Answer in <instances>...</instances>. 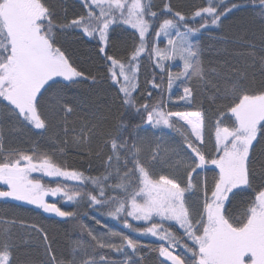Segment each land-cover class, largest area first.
I'll return each instance as SVG.
<instances>
[{"label": "snow or ice", "instance_id": "snow-or-ice-1", "mask_svg": "<svg viewBox=\"0 0 264 264\" xmlns=\"http://www.w3.org/2000/svg\"><path fill=\"white\" fill-rule=\"evenodd\" d=\"M83 6L88 10L86 15L57 23L55 7L49 0H0V104L7 102L3 104L7 114L24 127L41 133L48 130V116L63 113L67 135L66 118L75 111V106L65 98L64 90L88 77L57 44L56 29H78L85 36L98 37L99 53L110 62V79L119 85L124 105L135 109L142 119L146 113L143 123L152 129H176L177 121H183L190 128L195 140L188 135H184V140L191 152L186 161L177 165V168L184 166L186 182L169 175L157 177L151 165L159 158V146L152 150L146 164L141 159L144 141L135 131L124 135L129 126L122 124L116 136L105 140L111 152L103 162L105 173L97 177L67 170L47 152L38 154L33 149L31 154L16 150L5 153L0 137V185L6 186V190H0V199L24 201L58 217L75 218L74 212L46 202L45 196L60 194L67 201L76 202L87 195L90 207H108L110 210L105 215L122 220L125 229L161 241L158 251L165 258L161 264H264V147L260 150L259 169L254 167L253 155L256 145L264 140V87L256 91L246 88L243 82L247 72L231 67L227 61L206 65L197 39L201 30L218 27L221 18L234 9L250 7L264 22V0H248L247 3L207 0L206 6L197 8L191 17L174 11L169 0H164L159 14L152 10L151 0H83ZM117 23L130 26L138 34V43L134 40L126 63L107 53L109 29ZM196 24L198 26H194ZM153 34L154 38L150 39ZM161 37L166 40L163 47L158 43ZM143 54L148 55L154 69L160 70L161 83H156L155 79L148 81L153 89H160L163 94L166 72L168 91L171 93L174 86L182 89L183 94L178 99L189 107L196 99L197 89L213 104L224 102L217 109L213 152L206 153L201 147L205 124L202 107L195 111H166L163 99L136 107L133 92L137 89ZM175 61L180 62L179 71L171 69ZM260 64L264 70V57ZM46 93L49 97L42 108L41 100ZM104 119L99 109L91 111L80 131L73 130L74 143L87 144ZM135 127L140 129L141 125ZM209 165L214 166L211 183L207 176L197 180L200 175L197 170H205ZM33 173L78 184L70 187L57 182L54 188L46 187ZM113 177L117 182L111 184ZM88 183L93 186L92 190L84 193L81 187ZM240 193H246L247 199L241 201L237 215H230L232 197ZM192 197H195V205L190 203ZM128 217L145 223L134 226ZM95 222L101 223L100 220ZM166 222H175L181 231L174 232L171 230L174 226H166ZM8 223L4 221V235L9 238L0 245V264H13ZM81 228L97 248L123 253L125 258L119 264H139L126 251L131 249L133 255L138 253L141 248L138 240L119 231L109 230L105 235H97L96 230L87 225ZM112 238H118L120 243L112 242ZM43 239L47 243L46 234ZM75 245L83 248L80 241ZM52 260L56 264L55 256ZM99 262L117 264L115 260L108 261L105 255H101L99 261L89 257L81 264Z\"/></svg>", "mask_w": 264, "mask_h": 264}, {"label": "trees", "instance_id": "trees-1", "mask_svg": "<svg viewBox=\"0 0 264 264\" xmlns=\"http://www.w3.org/2000/svg\"><path fill=\"white\" fill-rule=\"evenodd\" d=\"M174 11H180L188 17L199 7L206 6L207 0H169ZM245 3L248 0H244ZM55 7L54 19L57 23H66L81 15L87 14V9L83 6V0H49ZM152 10L158 14L163 8L164 0H151ZM65 10L67 16L65 17ZM163 19V17H161ZM199 21V18H197ZM198 26V24L194 25ZM154 38L151 37L150 39ZM200 47L202 49V59L206 65L215 66L219 62L227 61L231 67L242 69L247 72L244 86L249 90L256 91L264 87V70L261 69L260 59L264 57V22L255 14L250 7L234 9L230 14L221 18L220 25L212 26L208 30H201L198 34ZM134 40L138 43V34L128 25L114 24L109 29V41L107 45L108 55H113L123 62H127L129 53L133 50ZM56 42L71 57L74 65L82 70L88 77L80 83L70 85L64 90V96L68 102L75 106V111L67 116V135L64 132L65 116L63 113L56 117L48 116L49 126L46 132L33 130L18 123L11 115L7 114L0 104V137L5 153L25 151L31 154L32 150L39 153L47 152L51 154L54 161L65 167L67 170L82 171L85 176L97 177L105 173L103 166L104 160L110 154V145L105 146V140L116 136L122 124L129 127L124 135L135 131V134L144 141L145 150L141 159L147 164L152 155V150L159 146L160 155L151 170L158 177L159 175L174 176L181 182H186L184 166L177 165L181 161L187 160V155L191 149L187 148L184 135H188L191 140H195L190 135V129L182 121H177L176 129L160 128L152 129L144 124L146 113L143 119L137 115L135 109H129L122 103V94H119V85L114 84L110 79L108 67L110 62L106 61L103 54L99 53L98 37L93 39L83 35L81 30L68 29L60 31L56 29ZM159 46L163 47L166 40L162 37L158 41ZM180 62L175 61L171 64L173 71H179ZM118 72L119 69L117 68ZM227 71V69H225ZM155 73V75H154ZM93 78L94 81L93 82ZM122 79V78H121ZM155 79L156 83H161L160 70L154 69L147 54H143L139 61V71L137 73V89L133 92L136 107L144 104H155L160 99L164 100L166 111H195L201 107L205 112L204 124V144L201 146L206 153L214 151V123L217 116V109L221 108L223 101L213 104L206 98L205 93L197 89L196 99L189 107L184 101L178 99L182 95V89L173 87L171 93L167 89V74H164L163 94L160 89H153L148 83ZM151 93V98H149ZM49 94L41 100L42 108L46 105ZM99 109L105 117L100 129L93 134L87 144L77 145L73 141V130L79 132L88 114ZM47 116V114H46ZM175 119V118H174ZM227 123V121H226ZM141 125L136 129V125ZM131 143V140L129 141ZM196 145L200 146L196 141ZM264 147V140L256 145L253 153L256 163L254 167L259 169L261 159L260 150ZM63 149V151H61ZM97 153L100 155L98 156ZM214 166L209 165L205 170H197L200 175L197 180H202L207 176L209 183L213 176ZM34 177L41 178V182L46 187H56L57 182L67 184L70 187L77 186L78 182L65 181L63 178L43 177L42 174H32ZM196 174H194L195 176ZM55 181V182H54ZM117 180L113 177L109 183L114 184ZM91 183L81 187L84 193L92 190ZM0 190H6L5 185H0ZM113 193L109 192V195ZM247 199L246 193H240L232 197L229 204V214L237 215L241 209V201ZM50 203H55L62 210L74 212L75 218H61L48 215L40 208L24 201L0 199V245L9 237L4 235L5 224L10 230V242L12 248L13 264H53L52 256H55L56 264H81L89 257L99 261L101 255H105L108 261L115 260L117 264L125 257L123 253L112 252L109 249H99L95 242L81 228L87 225L95 229L97 235H105L109 230L119 231L136 239L140 242V251L132 254L131 249L126 251L132 255L139 264H161L164 257L159 255L160 242L147 236H140L123 227L122 220H114L105 215L110 209L108 207H90L87 195L78 199L76 202L67 201L62 195L47 197ZM190 203L195 205V197ZM100 220V224H96ZM134 226H143L145 222H137L128 217ZM15 221V223H12ZM171 229L180 232L175 223ZM35 227H31V226ZM47 235L48 241L45 243L43 236ZM80 241L83 248H77L75 242ZM112 242L120 243L118 238H112ZM49 249L51 254H49ZM75 249V251H74ZM183 251V249H179ZM87 253V255H85ZM104 264V262H99ZM170 264V262H165Z\"/></svg>", "mask_w": 264, "mask_h": 264}, {"label": "rangeland", "instance_id": "rangeland-1", "mask_svg": "<svg viewBox=\"0 0 264 264\" xmlns=\"http://www.w3.org/2000/svg\"><path fill=\"white\" fill-rule=\"evenodd\" d=\"M183 122V121H182ZM190 129V128H189ZM191 131V130H190ZM37 174V173H36ZM38 174H40V173H38ZM59 195V194H58ZM47 197H50V195L49 196H45V200H46V198ZM51 197H54V196H51ZM46 202H48L47 200H46ZM48 203H50V202H48ZM42 211H43V209H41ZM44 212V211H43ZM46 214H48V215H53V216H56L55 215V213H50V212H45ZM155 219H158V218H155ZM137 222H143V221H137ZM167 223H170V222H167ZM172 223H175V222H172ZM178 226V225H177ZM178 228H179V226H178ZM147 237H150V238H152V239H154L155 241H158V242H160V243H162L161 241H159L156 237H152V236H147Z\"/></svg>", "mask_w": 264, "mask_h": 264}]
</instances>
